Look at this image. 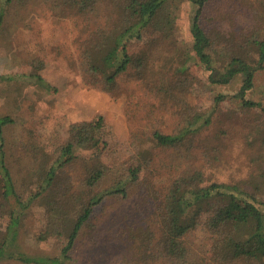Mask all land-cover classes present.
Instances as JSON below:
<instances>
[{"label":"rangeland","instance_id":"rangeland-1","mask_svg":"<svg viewBox=\"0 0 264 264\" xmlns=\"http://www.w3.org/2000/svg\"><path fill=\"white\" fill-rule=\"evenodd\" d=\"M128 4L130 0H96L82 18H64L55 15L44 0H37L26 8H16L2 27L0 115L13 120L4 127V141L7 166L18 192L28 193L37 180L42 182L47 165L56 158L54 150L67 139L68 127L74 122L104 116L106 140L113 149L104 156L110 158V164L128 167L132 133L148 136L157 130L177 134L195 114L214 104L216 94H237L240 80L229 87H212L197 63L185 72L176 70L180 49L187 51L191 42L188 29L193 7L183 0L168 1L158 30L155 28L149 39L128 43L131 56H146L143 78L119 76L114 93L94 88L83 68L87 36L100 30V37L109 35L128 17ZM171 22L174 32L167 30ZM150 38L155 39L154 45H149ZM111 71L102 69L96 80L105 79ZM33 72L40 79L33 77ZM260 90H264V84ZM235 109V104L223 99L211 124L195 132L192 129L180 152L162 150L158 157L169 162L179 154L187 167L203 173L206 182L239 185L253 195L264 213V118L256 111L240 113ZM94 152L81 150L79 157L62 170L55 200L67 195L63 190L75 195L82 189V161ZM147 174V181H155L159 188L162 174ZM51 194L37 198L21 217L16 245L27 257L57 256L64 244L65 237L39 238L50 221L46 202ZM137 199L141 202L136 203ZM2 207L0 238L14 204ZM154 219L151 202L138 198L137 191L127 199L117 196L95 206L74 244L69 264H169L154 249L159 235ZM207 243L208 235L202 227L186 238L187 247L196 256L206 252ZM0 264L22 263L0 258ZM234 264L257 263L242 260Z\"/></svg>","mask_w":264,"mask_h":264},{"label":"trees","instance_id":"trees-1","mask_svg":"<svg viewBox=\"0 0 264 264\" xmlns=\"http://www.w3.org/2000/svg\"><path fill=\"white\" fill-rule=\"evenodd\" d=\"M35 1L0 0V32L16 8H26ZM168 1L130 0L128 17L109 35L100 37L102 30L91 32L83 52L87 82L94 88L114 93L119 76L143 78L146 56H131L128 43L149 39L155 28L158 30L157 24ZM183 1L193 7L188 29L191 42L187 51L180 49L176 70L182 73L193 62L197 63L207 73L206 81L212 87H229L240 80L237 94L219 92L214 104L195 114L177 134L157 130L148 136L132 133L127 157L131 165L128 167L117 162L110 164V158L104 156L113 151L106 140L104 116L99 114L89 122H74L68 127L67 139L54 150L56 158L47 165L42 182L37 180L34 189L28 193L18 192L7 166L4 127L13 120L0 115V207L10 205V202L14 204V208L9 209L5 232L0 238V258L22 264H69L73 261L74 244L89 222L93 208L117 196L127 199L132 191H137L138 198H147L151 202L159 232L154 249L167 263L234 264L248 260L264 264V213L257 207L253 195L239 185L206 182L203 173L187 167L179 154L169 162L158 157L162 150L180 152L192 129L195 132L211 124L216 107L223 99L235 104V111H256L264 118V90H260V85L264 84V0ZM44 2L59 17L82 18L96 0ZM167 30L174 32L173 22L168 23ZM151 38L149 45H154L155 39ZM104 68L112 70L110 75L96 80ZM31 75L40 79L34 72ZM198 122V127H194ZM85 149L95 152L82 161L85 170L81 178L82 189L75 195L63 190L67 195L55 200L54 194L61 188L60 173ZM147 172L162 174L159 188L155 181H147ZM49 192L53 193L47 196L49 201L46 202L50 206V221L39 238L65 237L64 244L57 256L27 257L18 252L16 245L21 217L37 198ZM71 212L73 217H70ZM200 227L205 228L208 243L206 252L196 256L187 247L186 238Z\"/></svg>","mask_w":264,"mask_h":264}]
</instances>
